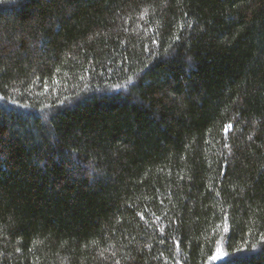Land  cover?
Listing matches in <instances>:
<instances>
[{
	"label": "trees",
	"instance_id": "1",
	"mask_svg": "<svg viewBox=\"0 0 264 264\" xmlns=\"http://www.w3.org/2000/svg\"><path fill=\"white\" fill-rule=\"evenodd\" d=\"M0 264H264V0H0Z\"/></svg>",
	"mask_w": 264,
	"mask_h": 264
},
{
	"label": "snow or ice",
	"instance_id": "2",
	"mask_svg": "<svg viewBox=\"0 0 264 264\" xmlns=\"http://www.w3.org/2000/svg\"><path fill=\"white\" fill-rule=\"evenodd\" d=\"M230 127H231V125H227L225 130L227 131V129ZM235 251H242V250H235ZM217 253L218 254L216 256H214L213 259L214 260H220L222 262L225 260V257H227L228 259H232L234 256V253H229V252L223 251L222 248H218Z\"/></svg>",
	"mask_w": 264,
	"mask_h": 264
},
{
	"label": "rangeland",
	"instance_id": "3",
	"mask_svg": "<svg viewBox=\"0 0 264 264\" xmlns=\"http://www.w3.org/2000/svg\"><path fill=\"white\" fill-rule=\"evenodd\" d=\"M219 248H222V247L220 246ZM217 250H218V249H217ZM222 250H223V249H222ZM217 254H218V253H217V251H216V253H215L214 256H216ZM214 256H213V257H214ZM213 261H216V262H217V261H220V260H214V259H213Z\"/></svg>",
	"mask_w": 264,
	"mask_h": 264
}]
</instances>
